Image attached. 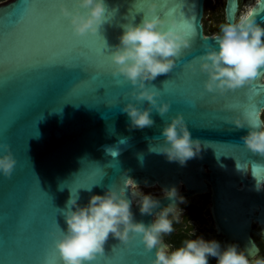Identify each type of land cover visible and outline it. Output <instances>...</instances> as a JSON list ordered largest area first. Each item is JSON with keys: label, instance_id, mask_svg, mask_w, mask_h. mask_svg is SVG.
Segmentation results:
<instances>
[{"label": "water", "instance_id": "obj_1", "mask_svg": "<svg viewBox=\"0 0 264 264\" xmlns=\"http://www.w3.org/2000/svg\"><path fill=\"white\" fill-rule=\"evenodd\" d=\"M206 1L159 0L160 15L176 21L180 17L192 26L196 35L191 38L192 47L183 53V63L151 82L171 106L163 119L153 111L155 123L150 127L129 128V117L121 108L131 99L133 86L123 77L95 78L97 74L90 68L76 65L28 68V64L46 59L49 51L55 50L54 34L39 29L34 35L29 34L28 42L21 45L22 57L10 74L12 80L8 85L0 72V143L9 144L17 160L11 177L0 175V264H51L45 260L43 250L58 253L55 247L58 235L31 230L40 200L51 201L55 208H50L49 215L56 217L63 228L60 209L65 207L71 191L77 192L79 203L84 204L91 194H102L109 185L125 189L133 200L136 219L145 222L152 217L140 214L135 205L134 185L161 189L162 185L175 184L186 198L210 194L212 214L226 242L234 240L241 244L250 257L259 252L252 232L260 234L253 228L254 222L264 225V189L256 188V185L264 188V156L244 146L241 137L248 125L236 128L229 121L242 116L244 109L252 111L258 122L263 121L264 106L257 107L255 102L264 98V74L237 89L235 94L227 93L226 99H216L220 97L217 96L211 105L208 101L212 94L203 89L205 74L196 71L187 94L181 93L175 82L183 77L186 64L198 57L206 45L216 43V35L205 32ZM32 2L9 0L0 4V60L6 47L5 34L19 31L15 21L25 15L26 6ZM106 2L119 9L113 24H104L100 29L109 49L99 59L111 65L110 50L118 43L122 31L119 25L130 22L128 14L136 5L144 4L143 0ZM253 2L242 0L248 7ZM241 5V0H226V18L238 17ZM256 11L258 22L264 24V0ZM141 17L142 14L138 15L135 22ZM65 24L71 28L67 21ZM76 51L83 56L89 54L85 48ZM188 72L191 75V70ZM100 84L108 92L98 88L97 98L93 92ZM200 92H204L202 101L197 100ZM193 102L210 110L222 109L226 104L238 108L205 116L199 106L193 109ZM177 113L183 114L193 137L204 144L201 155L184 166L150 151V147L159 143L155 138L160 135L163 121ZM108 149L117 150L118 155L113 157ZM88 188H92L91 193ZM153 252L145 250L138 237L125 247L110 236L104 246L105 255L97 254L88 264H152Z\"/></svg>", "mask_w": 264, "mask_h": 264}, {"label": "clouds", "instance_id": "obj_2", "mask_svg": "<svg viewBox=\"0 0 264 264\" xmlns=\"http://www.w3.org/2000/svg\"><path fill=\"white\" fill-rule=\"evenodd\" d=\"M261 2L254 0L235 19L226 18L219 25L216 43L206 45L186 65L194 72L205 74L203 89L213 99L251 84L264 69V24L258 22L256 11ZM71 3L75 6L70 7ZM143 4L145 11L139 22L133 20L119 25L122 31L118 43L110 50L112 75L123 77L133 86L131 99L121 108L129 117L131 129L152 126L153 111L162 119L169 112L170 101L151 82L172 72L185 50L192 47L188 31L174 18L159 14V0H143ZM59 8L68 18L72 32L80 37L99 32L108 19L106 0H59ZM229 122L236 128L247 124V132L241 137L244 146L264 156V121L258 122L252 111L247 110ZM155 139L159 143L150 147V151L181 166L200 156L204 148L202 141L193 137L182 113L164 120ZM108 151L113 157L118 155L117 150ZM16 164L10 145L0 143V175L11 177ZM256 188L264 189L258 185ZM86 190L92 192V188ZM136 195L135 205L142 216L152 217L149 222L136 219L133 200L122 187L109 185L102 194H91L84 204L79 203L78 193L71 191L65 207L60 209L65 226L60 227L55 240L63 264H88L104 252L110 236L125 247L138 237L145 250H154L152 264H210L212 259L215 264H264V257H250L237 243L222 244L215 238L197 234L190 220L188 238L178 247L169 246L163 237L173 233L174 224L181 222L184 209L180 205L187 203L186 197L175 184L162 185L160 195L143 190H138Z\"/></svg>", "mask_w": 264, "mask_h": 264}, {"label": "snow or ice", "instance_id": "obj_3", "mask_svg": "<svg viewBox=\"0 0 264 264\" xmlns=\"http://www.w3.org/2000/svg\"><path fill=\"white\" fill-rule=\"evenodd\" d=\"M107 5L108 19L105 24H113L119 9L112 8L108 3ZM74 6V3L70 4V7ZM164 7L166 9L167 6L165 5ZM144 11V5H136L133 11L128 14L127 18L130 21L136 20L138 15L144 14ZM65 21H67L69 24L68 18L60 12L59 2H57V0H33L32 3L26 6L25 15L15 21V24L19 25V31L5 34L4 39L6 47L3 54V59L0 60V72H3L4 74L5 85H8L12 80V76L10 74L15 71L16 65L18 64L19 59L22 57L21 45H25L29 40V34L34 35L37 29L42 32L55 35V40L53 41L55 50H50L46 56V59L35 60L34 62L28 64V68L32 70H40L41 68H59L69 65H76L77 67L83 66L90 68L93 74H97L95 78L106 79L109 75L114 77L112 75L111 65H106L102 60L99 59L100 57L106 56L109 49L108 43L101 30L95 34H91V36L80 37L74 34L71 28L66 26ZM177 22L181 27L188 31L191 38H195L196 33L193 31L191 25L182 20L180 17H177ZM21 33H24V35L22 36ZM77 48H85L88 50L89 54L87 56H83L76 51ZM24 51H27L26 47L24 48ZM183 61L184 58L182 57L179 64H182ZM186 65L183 77H178L175 81L179 85V91L183 94L188 93L189 81L196 73L191 70L190 75L188 72L190 69H188ZM261 74H264V69H261ZM100 87L105 88L103 84H100V86L96 87L93 92L95 97H97L95 93ZM107 92L108 89H106V93ZM235 92L236 90L232 91L233 94H235ZM203 97L204 95H201L200 92L198 94L197 100L202 101ZM220 98L226 99L227 94L220 96L219 98L217 97L216 99ZM215 102L216 101L211 97L210 101H208V105H211ZM255 103L257 107L264 106V98L257 100ZM191 106L193 109L197 108V106L201 108L198 102H193ZM237 108V105L226 104L224 108L219 110H210L208 106H205L201 109H203L202 113L206 116L209 113L220 114L226 111L236 110ZM246 111L247 109H244V112ZM50 208H55L53 207L51 201H48L47 199L40 200L38 211L33 217L31 227V230L34 233L43 232L48 236H55L59 234L61 226L57 222L56 217H50ZM43 255L46 261H51V264H63V260L59 251L58 253L54 254L51 252V250L45 249L43 250ZM100 255L104 256L105 254L103 252Z\"/></svg>", "mask_w": 264, "mask_h": 264}, {"label": "flooded vegetation", "instance_id": "obj_4", "mask_svg": "<svg viewBox=\"0 0 264 264\" xmlns=\"http://www.w3.org/2000/svg\"><path fill=\"white\" fill-rule=\"evenodd\" d=\"M1 3H4V2H1ZM241 4H242V0H241ZM262 118L264 121V112L262 114ZM186 199H187V203L181 205L182 208L189 209V212L183 218V224H182V225H185L186 228L185 229L181 228L179 229V231L174 232V233H176L179 236L186 235V237L188 238V232L191 229V225H189L188 223V220H190L192 221V225L194 227L196 226L198 227L197 229L199 231L197 230V233H200L201 231L200 226H206L207 228L205 229V233L209 235L208 236L209 238H215L219 240L222 244L227 243L225 240L226 236L222 232L219 231L216 225V222L214 220L212 210H211L212 202H211L210 194L194 196V197L186 198ZM197 201L199 202L197 203ZM263 226L264 225H260L258 222H254L253 228L260 232V234L252 232L253 239L259 248V252L254 256L255 258L264 257V228ZM230 242L237 243L234 240ZM239 245L241 248H244L241 244ZM210 264H215V260L212 259L210 261Z\"/></svg>", "mask_w": 264, "mask_h": 264}, {"label": "rangeland", "instance_id": "obj_5", "mask_svg": "<svg viewBox=\"0 0 264 264\" xmlns=\"http://www.w3.org/2000/svg\"><path fill=\"white\" fill-rule=\"evenodd\" d=\"M6 1H8V0H0V3L6 2ZM225 5H226V0H207L206 1V11H205V17H204V24L206 26V28H205L206 33H209L210 35L218 34L219 25L222 24L226 19ZM247 8H248V6H246L244 3H242L239 15L243 11H245ZM138 188L145 191V192H152L156 195H160V188L157 186L152 187V188L138 186ZM198 202L199 201H197V203ZM188 212H189V209H184V215L181 217V222L174 224V228H175L174 232L179 231V229H181V228L182 229L186 228L185 225H182V224H183V218ZM195 228H196V230H198L197 226ZM206 228H207L206 226H200L201 231H200V233H197V234H203L205 236V238H209L208 237L209 235H207L205 233ZM174 232L163 237V240L171 247H176L175 244H172V242H173L172 237L176 234Z\"/></svg>", "mask_w": 264, "mask_h": 264}, {"label": "trees", "instance_id": "obj_6", "mask_svg": "<svg viewBox=\"0 0 264 264\" xmlns=\"http://www.w3.org/2000/svg\"><path fill=\"white\" fill-rule=\"evenodd\" d=\"M205 28H206V26H205ZM206 34L210 35L209 33H206ZM186 238H187L186 235L179 236L176 234L172 237V241H173L172 243L175 244L176 247H178L182 244L183 240H185Z\"/></svg>", "mask_w": 264, "mask_h": 264}, {"label": "bare ground", "instance_id": "obj_7", "mask_svg": "<svg viewBox=\"0 0 264 264\" xmlns=\"http://www.w3.org/2000/svg\"><path fill=\"white\" fill-rule=\"evenodd\" d=\"M152 187H156V186H150V187H148V188H152ZM133 190L137 193V191H138V190H141V189H139L137 186L134 185ZM136 199H137V195L135 196V200H136ZM263 228H264V226H263Z\"/></svg>", "mask_w": 264, "mask_h": 264}]
</instances>
